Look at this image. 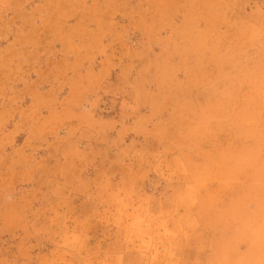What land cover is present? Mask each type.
<instances>
[{
	"label": "rangeland",
	"instance_id": "rangeland-1",
	"mask_svg": "<svg viewBox=\"0 0 264 264\" xmlns=\"http://www.w3.org/2000/svg\"><path fill=\"white\" fill-rule=\"evenodd\" d=\"M118 179L132 211L187 189L197 264H264V0H0V264L162 263L75 233Z\"/></svg>",
	"mask_w": 264,
	"mask_h": 264
},
{
	"label": "crops",
	"instance_id": "crops-1",
	"mask_svg": "<svg viewBox=\"0 0 264 264\" xmlns=\"http://www.w3.org/2000/svg\"><path fill=\"white\" fill-rule=\"evenodd\" d=\"M68 111L65 114L68 116ZM62 112L58 113L61 114ZM89 121V120H88ZM92 124V128L99 129L103 124L100 121H89ZM110 124V123H108ZM108 126V125H104ZM89 127H91L89 125ZM118 129V128H117ZM125 127L121 126L118 130V137H123ZM95 136V134H93ZM100 135V134H99ZM127 146L131 145V140L126 142ZM95 178V176H93ZM99 181V180H98ZM89 185L94 184L96 179H90L87 181ZM100 182V181H99ZM97 182V183H99ZM109 186L105 190L100 186V196L98 197V201L95 199H86L82 202L85 203L84 207H87L86 214H82L76 217V220L81 219L85 222V227L74 228L76 229L77 234L82 235L83 244L87 247V250L93 248V246L102 247V238L103 236H111L114 235L117 237L115 246L123 247L126 249V252H136V254H131L130 257H134V255L141 257L143 247L141 248V243L137 241H133L132 237L135 234H139L140 232L146 235H149L151 238L155 240V243L162 242L161 247L162 251L166 252L165 258H162V263H153L151 260V254L149 257V262L147 263H136V264H197V210L193 212L186 211V203L189 202L187 197V189L185 192H181L178 197H175V193L177 191L170 192L169 196H166L165 200L161 202L162 206L169 205L170 202L176 201L175 204L171 206L173 211L165 212L163 210L157 211L155 213H150V211L146 210H127L126 208L131 204H134V199L125 200L123 196V190L127 188L123 180H115L108 183ZM76 186L73 185V188ZM169 189V188H168ZM67 196L66 201H69ZM188 198V199H187ZM99 204V205H98ZM121 204L122 207H121ZM136 209L140 207H145V205H135ZM93 209H97V211H93ZM102 209V210H100ZM145 209V208H144ZM185 209V210H184ZM176 210V211H175ZM184 210V212H182ZM148 212L147 214H144ZM42 216V215H41ZM43 216H47V213H43ZM69 215L65 212H52L49 213L48 218L51 221H56L60 219L72 220L73 215ZM177 218L180 220L177 226H173L170 228L171 220ZM151 221L149 227L138 228L136 227L137 222L135 221ZM120 224L122 227L119 228ZM88 225V226H87ZM91 225H95L98 229H92ZM65 229H55L53 226L49 227L50 236H62L67 233H70V229L66 228V224H64ZM99 237V242L97 244H89L91 240V236ZM125 236L124 241L122 238L119 240V237ZM157 236H162L161 240H156ZM177 236V239L174 237ZM127 237V238H126ZM131 237V239H129ZM87 238V241L85 239ZM130 246H132L130 249ZM166 249V250H165ZM63 251V248H59L55 243L50 248V251ZM178 253L177 263H171L170 253L173 252ZM192 252L193 258L191 260L185 259L186 253ZM129 253H126V255ZM118 257V256H117ZM122 257V256H121ZM173 259V258H172ZM121 264H133V263H121Z\"/></svg>",
	"mask_w": 264,
	"mask_h": 264
}]
</instances>
